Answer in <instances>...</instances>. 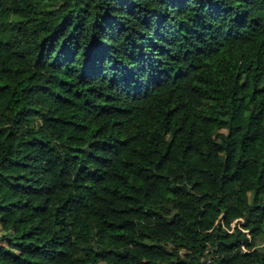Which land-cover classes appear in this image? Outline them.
I'll return each mask as SVG.
<instances>
[{"label":"trees","instance_id":"trees-1","mask_svg":"<svg viewBox=\"0 0 264 264\" xmlns=\"http://www.w3.org/2000/svg\"><path fill=\"white\" fill-rule=\"evenodd\" d=\"M0 264H264V0H0Z\"/></svg>","mask_w":264,"mask_h":264},{"label":"rangeland","instance_id":"rangeland-1","mask_svg":"<svg viewBox=\"0 0 264 264\" xmlns=\"http://www.w3.org/2000/svg\"><path fill=\"white\" fill-rule=\"evenodd\" d=\"M4 233V230L2 228V225L0 224V236ZM264 241V236L263 237H258L256 239L257 244H261Z\"/></svg>","mask_w":264,"mask_h":264}]
</instances>
